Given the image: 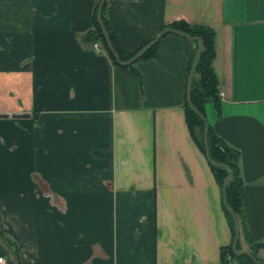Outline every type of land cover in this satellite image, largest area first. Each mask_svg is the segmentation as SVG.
Listing matches in <instances>:
<instances>
[{"label":"crops","instance_id":"1","mask_svg":"<svg viewBox=\"0 0 264 264\" xmlns=\"http://www.w3.org/2000/svg\"><path fill=\"white\" fill-rule=\"evenodd\" d=\"M92 6L0 0L3 264H239L219 259L230 232L184 119L194 43L166 32L115 66L84 37ZM108 18L122 54L176 20L212 28L205 119L238 151L240 248L264 243V0H108Z\"/></svg>","mask_w":264,"mask_h":264},{"label":"trees","instance_id":"2","mask_svg":"<svg viewBox=\"0 0 264 264\" xmlns=\"http://www.w3.org/2000/svg\"><path fill=\"white\" fill-rule=\"evenodd\" d=\"M98 0H93V6L91 10V24L89 28L84 32V37L88 41H95L98 40L102 47L104 48L107 56L109 57L112 64L115 66H119L122 68H130L132 63L127 65H120L118 64L114 57L112 56L111 52L108 50L104 38L102 36L101 29L96 21L95 18V10L97 6ZM100 18L103 22V25L107 31L108 37L111 41L113 48L117 51L118 57L120 60L127 59L130 57L138 48L129 52L128 54H122L120 49L118 48L116 41L114 39V34L109 25V18H108V0H104L103 4L100 7L99 11ZM170 27L179 29L183 32L188 33L192 36H198L201 39V49L199 52V57L195 64L191 81H190V88H189V99L191 104L205 117L203 105L205 102L210 101L213 104V108L216 112L219 110V94H218V84L215 74L213 72L211 66V60L213 58L214 50H213V37L214 32L212 28L204 24H190L182 20H176L169 24ZM148 41V40H147ZM146 41V42H147ZM194 43V52L192 57L189 59L187 66H186V75L189 70L190 64L194 58L195 50L197 46V42L192 40ZM156 42L149 46L144 52L137 58H145L152 54ZM183 113L185 123L188 129L190 136L192 137L195 145L199 149V151L204 156V149L202 143V128L203 122L202 119L194 113L188 104L183 98ZM206 143L209 157L216 162L226 164L230 170L231 175L225 185V202L229 205V207L234 211L238 220L239 231L242 237L247 238L245 225L243 222L242 216V180L239 174V166H238V151L233 147L226 144L223 140H221L211 129L210 125L208 124L207 127V134H206ZM205 157V156H204ZM207 161V160H206ZM209 169L212 173V176L219 188V193L221 197V184L222 179L226 174V169L217 165H213L207 161ZM220 206L222 212L225 216L229 232L230 238L229 242L225 245L219 246V259L222 262L227 261L228 259L232 258L235 259L239 264H254L253 260L244 253L235 254L231 248V242L233 238V223L230 217L229 212L224 208L221 198H220ZM0 238L11 247V243L5 239L3 234L0 231ZM264 246V243H252L249 242V251L253 254L256 258L258 264H264V257L258 255L257 250ZM236 248H240L239 241L237 238L236 241ZM15 256L17 253L13 250ZM229 256L228 258L226 256Z\"/></svg>","mask_w":264,"mask_h":264},{"label":"water","instance_id":"3","mask_svg":"<svg viewBox=\"0 0 264 264\" xmlns=\"http://www.w3.org/2000/svg\"><path fill=\"white\" fill-rule=\"evenodd\" d=\"M103 1L104 0H98V2H97V6H96V10H95V18H96V21H97L100 29H101L102 36L104 38V41L106 43V46H107L108 50L111 52V54L114 57L115 61L118 64H120V65H127V64L132 63L133 61H135L144 52L145 49H147L149 46H151L153 43H155L157 41V39L163 33H166V32H171V33L180 35L182 37L188 38L190 40H195L197 42V46H196V50H195V55H194V58H193V60H192V62L190 64L189 70H188L187 75H186L184 98H185V101L188 104V106L191 108V110L194 113H196L202 119V122H203V128H202V143H203V149H204L205 159L209 163H211L213 165H217V166H220V167L225 168L226 171H227L226 174H225V176L222 179V184H221V201H222V204H223L224 208L229 212L230 217L232 219V223H233L234 233H233V238H232V242H231V248H232V250H233V252L235 254L244 253V254H246L247 256H249L253 260L254 264H258L256 258L253 256V254L249 250L244 249V248H238V249L236 248V241H237V238H238V231H239L238 220H237V217H236V214L234 213V211L225 202V196H224L225 185H226V183H227V181H228V179H229V177L231 175V170H230V168L226 164L213 161L209 157L208 149H207V143H206V134H207V127H208L207 120L191 104L190 99H189L190 81H191V76H192V73H193L195 64H196L197 59L199 57V52H200V49H201V39L198 36H192V35H189L188 33L183 32V31H181L179 29H176V28L167 26V27H164V28L160 29L152 38H150L147 42H145L142 46H140L130 57H128L127 59H124V60H120L119 57H118L117 51L113 48V46L111 44V41H110V39L108 37V34H107V31H106V29H105V27L103 25V22H102V20L100 18V15H99L100 7L103 4Z\"/></svg>","mask_w":264,"mask_h":264},{"label":"built area","instance_id":"4","mask_svg":"<svg viewBox=\"0 0 264 264\" xmlns=\"http://www.w3.org/2000/svg\"><path fill=\"white\" fill-rule=\"evenodd\" d=\"M258 255L261 257H264V246L260 247L257 251ZM227 258L229 257L228 255L226 256ZM0 264H3V257L0 256Z\"/></svg>","mask_w":264,"mask_h":264}]
</instances>
